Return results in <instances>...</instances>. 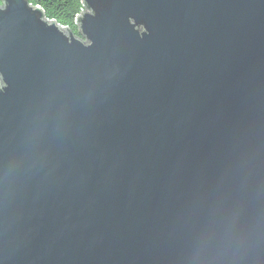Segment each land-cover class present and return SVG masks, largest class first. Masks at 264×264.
Returning <instances> with one entry per match:
<instances>
[{
  "label": "water",
  "instance_id": "obj_1",
  "mask_svg": "<svg viewBox=\"0 0 264 264\" xmlns=\"http://www.w3.org/2000/svg\"><path fill=\"white\" fill-rule=\"evenodd\" d=\"M82 2L0 5V264H264V0Z\"/></svg>",
  "mask_w": 264,
  "mask_h": 264
},
{
  "label": "trees",
  "instance_id": "obj_2",
  "mask_svg": "<svg viewBox=\"0 0 264 264\" xmlns=\"http://www.w3.org/2000/svg\"><path fill=\"white\" fill-rule=\"evenodd\" d=\"M2 0H0L1 2ZM34 5H39L46 16L56 20L64 27L70 28L75 34H80L76 23L78 14L83 10L82 0H29Z\"/></svg>",
  "mask_w": 264,
  "mask_h": 264
},
{
  "label": "rangeland",
  "instance_id": "obj_3",
  "mask_svg": "<svg viewBox=\"0 0 264 264\" xmlns=\"http://www.w3.org/2000/svg\"><path fill=\"white\" fill-rule=\"evenodd\" d=\"M0 5H4V3H3V0L0 2ZM81 14V13H80ZM78 25V24H77ZM79 26V25H78ZM80 28V27H79ZM80 30V29H79ZM67 32V34H68V31H66ZM79 38L81 39V40H83V41H87L86 40V38L85 37H83V36H79Z\"/></svg>",
  "mask_w": 264,
  "mask_h": 264
},
{
  "label": "built area",
  "instance_id": "obj_4",
  "mask_svg": "<svg viewBox=\"0 0 264 264\" xmlns=\"http://www.w3.org/2000/svg\"><path fill=\"white\" fill-rule=\"evenodd\" d=\"M83 11V10H82ZM79 15V14H78Z\"/></svg>",
  "mask_w": 264,
  "mask_h": 264
}]
</instances>
